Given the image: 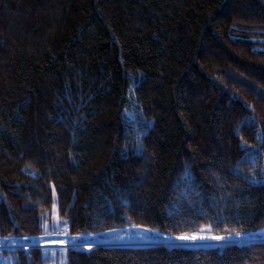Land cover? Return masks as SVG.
I'll return each mask as SVG.
<instances>
[{"label": "trees", "instance_id": "trees-1", "mask_svg": "<svg viewBox=\"0 0 264 264\" xmlns=\"http://www.w3.org/2000/svg\"><path fill=\"white\" fill-rule=\"evenodd\" d=\"M134 228L0 264H264V0H0V243Z\"/></svg>", "mask_w": 264, "mask_h": 264}, {"label": "rangeland", "instance_id": "rangeland-1", "mask_svg": "<svg viewBox=\"0 0 264 264\" xmlns=\"http://www.w3.org/2000/svg\"><path fill=\"white\" fill-rule=\"evenodd\" d=\"M56 214H54V221L57 222L56 220ZM264 234V233H262ZM151 232L147 231L145 229H139V228H134V229H126L125 231H115L107 234L106 240H102L103 236H76L73 238H67V239H60V235H46L41 237V239L38 238H30L27 240H9L11 242H1V245H16V244H21L25 246V244L31 245H41L43 249L47 252H54L53 250L55 249H62L67 245H72L73 247L79 248V249H85L86 247L92 246L91 243H89V239H92L91 242H103L106 244H121V245H145V244H150L153 242L161 241L162 236L153 235L150 236ZM165 239H168L167 244H178V245H184V246H191V245H219L227 242H242L244 240H247L249 238H252L253 236H249V234H244L241 235L240 237H236L235 235L232 236L231 241L225 239V240H220L216 239L215 237L208 236L204 233L201 234H192V235H186L182 237H188L187 239H180V237H170V236H164ZM193 237H195L193 239ZM200 237H204V239H200ZM226 238L228 236H225ZM73 239H85V243L87 244H76ZM27 247V246H25Z\"/></svg>", "mask_w": 264, "mask_h": 264}, {"label": "snow or ice", "instance_id": "snow-or-ice-1", "mask_svg": "<svg viewBox=\"0 0 264 264\" xmlns=\"http://www.w3.org/2000/svg\"><path fill=\"white\" fill-rule=\"evenodd\" d=\"M50 235V234H49ZM57 235H60L59 233H57ZM235 236L236 237H240L241 236V233L240 232H235ZM188 237H180V239H187ZM195 237H193V239H194ZM216 239H220V240H225V239H227V240H229V241H231V239H232V235L230 234L227 238L226 237H215ZM24 239H28V238H24ZM200 239H204V237H200Z\"/></svg>", "mask_w": 264, "mask_h": 264}]
</instances>
